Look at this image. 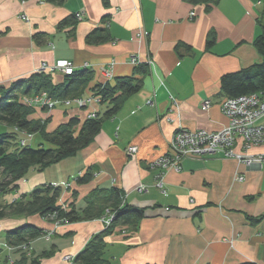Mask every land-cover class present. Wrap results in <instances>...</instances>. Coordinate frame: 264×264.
Listing matches in <instances>:
<instances>
[{
    "label": "crops",
    "instance_id": "0c3cea01",
    "mask_svg": "<svg viewBox=\"0 0 264 264\" xmlns=\"http://www.w3.org/2000/svg\"><path fill=\"white\" fill-rule=\"evenodd\" d=\"M262 11L264 0H217L208 11L184 0H65L61 5L0 0V85L7 87L40 72L41 63L58 59L93 72L82 98L98 83L142 78L139 90L102 122L88 146L55 167L29 171L18 181L16 194L4 199L42 184H64L76 190L77 202L83 204L96 187H117L124 203L142 209L143 216L135 230L117 227L105 237L103 257L109 264H264V163L244 164L220 154L186 157L162 171V188L156 177L160 168L152 166L167 153L175 130L216 131L226 126L220 78L260 61L253 39L262 30ZM74 14L80 19L59 28L62 19ZM97 27H105L109 39L87 43L86 35ZM209 31L215 41L207 48ZM134 56L136 64L130 61ZM138 64H146L148 72L135 73ZM51 78L63 81L58 72ZM206 101L209 106L203 109ZM105 108L95 101L81 108L58 103L48 111L34 108L29 119H48L45 129L52 132L71 117L82 122ZM2 126V131H12ZM34 135L40 136L18 133L29 146ZM132 146L135 151H128ZM262 152L264 145L246 150L249 155ZM88 167L93 168V179L77 185L74 178ZM71 200L65 191L60 203ZM22 222L49 235L27 248L34 256L54 250L38 264H74L89 238L104 228L98 219L54 224L37 215L5 217L0 218L1 246L5 231ZM3 252L11 254L9 248ZM67 255L72 260L65 259Z\"/></svg>",
    "mask_w": 264,
    "mask_h": 264
},
{
    "label": "trees",
    "instance_id": "16d2710c",
    "mask_svg": "<svg viewBox=\"0 0 264 264\" xmlns=\"http://www.w3.org/2000/svg\"><path fill=\"white\" fill-rule=\"evenodd\" d=\"M43 1L55 5L65 2V0ZM184 1L190 4H202L205 11L217 2V0ZM75 20H78L75 14L65 17L58 26L73 24ZM103 21L104 24L108 22L107 18ZM260 27L261 33L253 39V46L261 57L260 61L221 76L220 91L226 98H237L252 93H260L264 96L263 22ZM105 31V27L94 28L86 35L85 41L93 44L106 41L109 36ZM38 37L39 34L34 35L35 39ZM214 41L215 34L209 31L206 39L207 48ZM135 70V73L142 75L148 72L146 64H138ZM51 74L53 73L35 72L26 78L13 81L7 87L0 85V123L12 129L10 132L0 133V218L19 216L27 218L37 215L54 224H64L99 220L110 213L113 216L110 225L92 235L73 258L74 264H109V261L103 257L106 247L105 237L117 227L129 226L135 230L143 216L142 209L124 203V195L117 187H96L83 198V204H78L76 190L64 184H42L10 201L5 200L4 197L17 192L18 181L25 178L29 171H42L51 164L76 155L88 146L100 131L102 122L117 113L125 97L139 90L142 78L117 77L113 83H98L90 87V96L99 97L97 103L105 105V110L101 114L96 112L87 116L82 122L71 117L54 131L47 132L45 124L48 119L41 122L29 119V116L34 112V108L46 109V111L50 109L28 105L23 98L46 93L55 100L73 99L88 89V83L93 78V72L88 68H76L71 74H62L63 81L60 83H54ZM20 132L39 133L48 146L44 143L36 147L21 144L22 139L18 136ZM93 176V168L88 167L84 173L74 178V182L77 185H84L89 183ZM65 191L71 192L73 200L61 204ZM254 220L258 221L259 218ZM41 236H47L46 232L29 222H22L6 230L3 246L0 245V264H38L40 258L52 255L53 249L35 256L27 250L30 242ZM7 248L10 249L11 254L3 252Z\"/></svg>",
    "mask_w": 264,
    "mask_h": 264
},
{
    "label": "built area",
    "instance_id": "2783aa9c",
    "mask_svg": "<svg viewBox=\"0 0 264 264\" xmlns=\"http://www.w3.org/2000/svg\"><path fill=\"white\" fill-rule=\"evenodd\" d=\"M23 1V0H22ZM193 15V13H191ZM81 15L77 14L80 19ZM23 19L27 18L25 16ZM131 63H138L137 58L131 57ZM149 64L151 63L148 61ZM76 69L74 63L68 59H58L53 64L41 63L38 68L40 72L61 74H71ZM107 76L111 74L106 71ZM28 105H38L53 108L58 103L69 105L71 103L78 107H84L89 102L99 101V97L89 96L86 98L76 97L73 99L55 100L50 98L46 93H40L30 98H23ZM149 103V101H148ZM209 106L206 101L203 104V109ZM220 110L228 118V124L220 130L205 131V130H187L179 128L173 133V137L169 144L167 153L157 159L152 166L159 167L160 172L156 175L162 188L161 179L163 170L171 166H177L180 161L186 157H204L214 154H220L224 157H230L238 162L264 163V152L249 155L246 150L251 146L264 145V123L257 124V121L264 116V97L260 93H252L243 95L237 98H225L220 104ZM93 114H89L91 116ZM24 144V141H21ZM135 147H130L128 151L134 152ZM239 180L242 177H238ZM138 189H143L139 187ZM112 215L108 213L106 216L99 219L105 226L110 224ZM57 224V223H55ZM49 236V235H47ZM65 259L72 260V257L67 255Z\"/></svg>",
    "mask_w": 264,
    "mask_h": 264
},
{
    "label": "rangeland",
    "instance_id": "374dc122",
    "mask_svg": "<svg viewBox=\"0 0 264 264\" xmlns=\"http://www.w3.org/2000/svg\"><path fill=\"white\" fill-rule=\"evenodd\" d=\"M21 3H24L26 0H19ZM26 20V19H25ZM59 25V24H58ZM63 27V26H62ZM62 27H59V28H62ZM43 63H46V62H43ZM54 63V62H53ZM52 63V64H53ZM47 64V63H46ZM264 97V96H263ZM81 108V107H80ZM228 118H227V124H228ZM226 124V125H227ZM4 129V126H2V124L0 123V133H2V132H5V131H2ZM41 140H42V143H44L45 144V146H48V143L46 144L44 141H43V139L38 135H34V136H32L31 138H30V140H29V144L32 146V147H36L40 142H41ZM165 155V154H164ZM163 155V156H164ZM69 159V158H68ZM244 164H246V163H244ZM55 164H53L52 165V167H55L54 166ZM29 190V189H28ZM29 192V191H28ZM67 192V191H66ZM13 193H15L16 194V192H12V193H10V194H7L4 198H8L10 195H12ZM72 196H71V192H70V198H71ZM103 224V223H102ZM110 225V224H109ZM109 225H107V226H109ZM107 226H105L104 224H103V227H107Z\"/></svg>",
    "mask_w": 264,
    "mask_h": 264
}]
</instances>
